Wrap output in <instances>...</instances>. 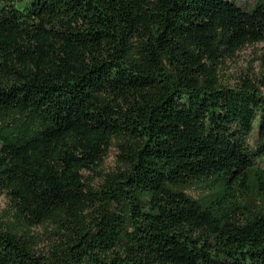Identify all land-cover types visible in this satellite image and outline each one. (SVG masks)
<instances>
[{"label": "trees", "instance_id": "obj_1", "mask_svg": "<svg viewBox=\"0 0 264 264\" xmlns=\"http://www.w3.org/2000/svg\"><path fill=\"white\" fill-rule=\"evenodd\" d=\"M255 42L264 0H0V264H264V93L219 74Z\"/></svg>", "mask_w": 264, "mask_h": 264}, {"label": "rangeland", "instance_id": "obj_2", "mask_svg": "<svg viewBox=\"0 0 264 264\" xmlns=\"http://www.w3.org/2000/svg\"><path fill=\"white\" fill-rule=\"evenodd\" d=\"M238 4L250 7L255 5L259 0H235ZM219 74L221 82L226 85H240L245 79L254 83L262 93H264V42L248 43L235 52H231L222 57L219 65ZM257 141V132L251 135L249 142L254 148ZM260 164L264 167V156L260 159ZM118 166V149L114 144L110 147L103 164L95 170L85 172L86 182L96 187L103 181L102 172H110ZM186 190L193 196L207 190L204 183L193 184L186 187ZM254 188L249 190L243 189L238 193V197L250 210H256L261 204V198ZM11 221V212L7 196L0 193V222ZM51 224H42L33 228L34 235L37 239V250L42 253L50 249L55 234Z\"/></svg>", "mask_w": 264, "mask_h": 264}]
</instances>
